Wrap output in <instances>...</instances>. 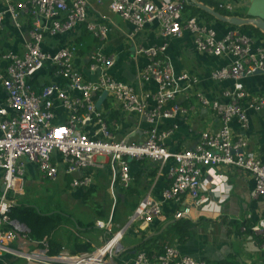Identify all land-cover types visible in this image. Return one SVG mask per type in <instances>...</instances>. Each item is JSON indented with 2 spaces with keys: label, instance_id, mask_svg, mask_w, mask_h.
Returning <instances> with one entry per match:
<instances>
[{
  "label": "built area",
  "instance_id": "built-area-1",
  "mask_svg": "<svg viewBox=\"0 0 264 264\" xmlns=\"http://www.w3.org/2000/svg\"><path fill=\"white\" fill-rule=\"evenodd\" d=\"M4 4L5 9L0 10V33L7 16L19 30L23 26L21 18L28 17L31 28L22 35V53H0V87L6 94L4 105L0 106V169L4 187L0 193V259L7 256L30 264H119L123 234L113 231L110 223H97L109 235L102 247L89 253L74 254L63 249L53 254L47 240H31L30 228L11 219L13 207L25 195L26 164L33 162L43 178L56 180L61 170L56 155L65 164V174L72 177L71 187L76 189L92 185L93 177L85 171L102 168L99 157L113 159L120 184L126 188L132 180L133 161L151 160L166 169L168 185L162 192V200L136 210L134 223L149 225L162 219L166 203H184V209H178L174 219L189 218L191 201L194 207L209 201L202 192L206 169L212 177L215 167L222 165L250 173L255 181L251 197L264 198V161L247 150L244 138L232 128L234 122L242 129L248 128V109L261 111L264 107V99L251 100L241 82L258 72L264 74V47L255 48L252 39L239 31H230L219 38L213 28L195 19H184L183 2L112 0L110 9L133 25L134 33L157 23L165 39L182 38L189 32L198 52L231 59L229 65L211 74L214 81H234V89L224 93L226 100L212 101L196 93L201 105L217 115L220 128L204 131L193 148L172 151L167 141L175 128H163V123L187 114L176 102L175 87L183 82L197 85L199 79L188 73L176 76L171 63L161 56L165 46L142 50L148 61L140 80L156 83V90L141 99L133 87L113 77V56L101 50L90 56V73L99 74L97 80L90 81L75 65L79 50L75 41L67 40L54 52L45 49L46 37L66 35L84 23L97 41L108 39L111 28L107 24L87 22L88 0H4ZM221 7L231 10L230 5ZM46 68L63 83L47 82L35 89L33 78ZM104 94L112 97L123 112L139 115L148 126L142 141L116 140L96 104ZM246 100L250 101L244 106L242 101ZM252 229L262 236L264 248V216ZM22 241L34 243L35 249L24 251L14 246ZM154 259L158 264H207L205 260L182 255L172 246H166ZM133 264H150L148 254L138 253Z\"/></svg>",
  "mask_w": 264,
  "mask_h": 264
},
{
  "label": "crops",
  "instance_id": "crops-1",
  "mask_svg": "<svg viewBox=\"0 0 264 264\" xmlns=\"http://www.w3.org/2000/svg\"><path fill=\"white\" fill-rule=\"evenodd\" d=\"M153 1L159 4L173 1L185 3V0ZM196 1L215 10L216 8L210 5L211 1L221 9H225L221 5L225 7L230 5L231 10L225 9L231 12V16L228 17L245 19L264 18V0ZM111 2L112 0H88L89 4L87 8V22L95 21L100 24H107L111 28L108 39L101 42L97 41L87 31L86 23H84L66 35H59L54 38L46 37L45 49L54 52L67 40L75 41L79 47L75 65L87 74L86 76L90 81L97 80L99 77L98 73H90V56L97 50H101V52L113 56L115 59V65L111 70L113 77L119 82L133 87L139 98L146 99L147 95H152L155 92L156 83L140 80V73L146 67L148 61L142 50L165 46V51L161 53V56L171 63L174 74L180 76L188 73L191 76L198 77L199 82L197 85L191 84V82H183L176 85V102L187 110V114L166 120L162 127L175 128L174 134L167 141L170 150L179 151L193 148L204 131L209 129L217 131L221 126L217 115L201 105L196 93L199 92L212 101L226 100L224 93L234 89V81H214L211 74L213 71L229 65L231 62L230 57L198 52L194 45V37L189 32H186L182 38L165 39L157 23L149 24L134 33L135 29L133 25L123 20L110 9ZM4 9V0H0V10ZM212 17L213 19L207 17L202 12L196 13L193 9L189 8L184 13V19H195L200 24L213 28L219 38L224 37L230 31H239L252 39L255 48L264 47V32L255 25L235 27L231 24L218 21L214 16ZM30 21L28 17H22L21 24L23 26L19 30L15 27L12 18L6 17L3 30L0 33V53L6 51L23 52L22 35L27 34L29 28H31ZM256 29L259 31H256ZM131 34H134V36L130 37L129 35ZM47 82L63 83L57 74L52 72L51 69L46 68L33 78L32 84L35 89H40ZM241 82L244 85L245 91L250 94L251 100L264 99L263 73H256L253 76L245 77ZM101 98L99 97L96 100L97 106ZM5 101L6 94L0 87V106L4 105ZM249 101H242V104L247 106ZM150 103L152 102L150 101ZM98 110L106 117L116 140L127 138L130 142H140L145 138V131L148 129V126L140 119L139 115L123 112L112 97H106ZM248 111L250 119L249 127L242 129L237 122H234L232 128L237 136L244 138L247 143V150L264 161V107L261 111L251 109H248ZM55 158L61 170L57 179L53 181H57L60 177L70 178L66 183V192L69 193L99 186L98 189L103 194L102 199H106L104 201V213L106 217L100 218L98 216L97 218L88 220L79 219L60 209L42 212L35 204L34 206L44 214L64 212L84 223L95 221L94 228L82 229L80 231L68 223L62 224L52 233L50 239L47 240L51 251L61 247V250L65 249L73 253L72 250L75 244L78 243H90L93 250H95L98 248L94 243L95 239L99 240L102 246L109 237L105 230L97 226L98 222H104L110 223L113 231L123 234L122 244L126 249L125 252L129 251V253L122 256V259L125 264H133L138 253L146 251L130 250L142 242L165 234L169 225L178 220L174 219V213L178 209H184V203L180 205L166 203L162 219L156 220L149 225L141 224V222L134 223L133 216L135 211L146 203L161 201L162 192L168 185L166 169H161L160 164L157 162L151 160L131 162L130 171L132 180L130 186L126 188L120 184L117 167L113 159L110 157H99L98 161L102 164V168H93L85 171L93 177L92 185L88 188L76 189L71 187L72 177L65 174V164L61 158L58 155ZM208 170L206 169V175L203 179L202 192L209 197V201L199 207H194L190 203L188 205L191 214L187 219L194 224L191 237L183 243L176 237L168 243V246L177 248L182 255L192 256L198 260H205L207 264H220L224 261H227L228 264H264L262 236L252 229V226L264 216V198L254 199L251 197L250 193L255 186L253 176L242 169L232 166L222 165L215 167L212 177L208 175ZM2 178V171L0 169V193L2 191ZM28 178L37 180V184H42L46 180V178L42 177L38 166L33 162L26 164V181ZM25 195L21 197L19 202L22 201ZM95 196L96 194L93 195V198ZM83 199L86 200V195ZM109 201L111 203L107 205ZM120 204L125 209L123 218L117 219L116 214ZM134 227L135 229H133ZM61 229H63L62 232H60ZM83 232L88 235H84ZM127 233H129L130 241L125 245V239L128 237ZM14 246L24 251H31L36 247L34 243L26 241H22V244L18 243ZM156 256H158L157 253L149 257L150 264H158L154 259ZM0 264L30 263L6 256L0 259Z\"/></svg>",
  "mask_w": 264,
  "mask_h": 264
},
{
  "label": "trees",
  "instance_id": "trees-1",
  "mask_svg": "<svg viewBox=\"0 0 264 264\" xmlns=\"http://www.w3.org/2000/svg\"><path fill=\"white\" fill-rule=\"evenodd\" d=\"M204 1V0H199ZM213 7L216 8L217 11L221 12L226 16H231V12L226 11L225 9H221L219 6H216L214 3H210ZM193 9L196 13H204L207 17H213L206 12L199 9L194 4H185V10ZM256 31H259L256 29ZM38 85V84H37ZM91 192V189L88 190ZM92 193V192H91ZM89 195V194H88ZM86 195V199L87 196ZM100 218H105L106 215L102 210L98 211ZM12 220H17L21 223H25L30 228V238L34 241H43L49 240L52 233L58 229L62 224L68 223L75 227L77 230L89 229L95 227V221L91 223H84L81 220L75 219L73 216L66 214L64 212H54L52 214H44L42 213L33 203L29 202H18L12 209L10 214ZM194 227V224L188 219H178L175 220L174 223L170 224L166 233L163 235L156 236L154 238L149 239L148 241L142 242L138 244L134 249L130 251H142L145 250L149 257L153 255H160L165 251V247L168 246V243L171 242L174 238L178 237L180 242H186L191 237V231ZM61 250L57 248V250H52L53 254L58 253ZM156 253H155V251ZM158 250V251H157ZM74 254L81 253H89L94 251L90 243H78L75 244L74 249L72 250ZM129 253L125 252L118 258L119 264H125L122 259V256ZM220 264H228L227 261H224Z\"/></svg>",
  "mask_w": 264,
  "mask_h": 264
},
{
  "label": "rangeland",
  "instance_id": "rangeland-1",
  "mask_svg": "<svg viewBox=\"0 0 264 264\" xmlns=\"http://www.w3.org/2000/svg\"><path fill=\"white\" fill-rule=\"evenodd\" d=\"M69 180L70 178L67 179L60 177L57 181L46 179L42 184H37V180L28 178L25 186L26 195L22 201L33 203V205L36 204L42 210V212H50L54 209H60L72 214L75 218L86 220L97 218L99 216V210L104 212V201H106V199H102L103 194L98 189L99 186L91 187L90 189L92 193L88 192L89 189H83L69 193L66 192V183ZM69 190L71 189L69 188ZM94 194H96V196L93 198ZM85 195H88L86 200L83 199ZM110 203L111 201H109L107 205ZM124 209L125 208H123V206L120 204L116 214L117 219L123 218ZM133 229H135V227ZM62 231L63 229H61L60 232ZM83 234L88 235L85 232H83ZM127 235L128 237L124 242L125 245L130 241L129 233H127ZM94 243L96 246H98V248H100L102 244H100L99 240L97 239L94 240Z\"/></svg>",
  "mask_w": 264,
  "mask_h": 264
},
{
  "label": "water",
  "instance_id": "water-1",
  "mask_svg": "<svg viewBox=\"0 0 264 264\" xmlns=\"http://www.w3.org/2000/svg\"><path fill=\"white\" fill-rule=\"evenodd\" d=\"M185 3L187 4H194L196 5L198 8L202 9L203 11L211 14L212 16H214L218 21L220 22H224V23H228L231 24L232 26L235 27H243V26H248V25H255L258 29H260L261 31L264 32V18H260V19H256V18H250V19H245V18H239V17H228L225 16L223 14H221L220 12L216 11L214 8H211L207 5H204L196 0H185ZM258 73H262V72H258ZM107 94H104L102 96V98L100 99L99 103H98V108H100L102 102L106 99ZM4 189V187L2 188ZM190 204L192 206H194V204H192V201L190 202ZM126 249L123 248V252H125Z\"/></svg>",
  "mask_w": 264,
  "mask_h": 264
}]
</instances>
